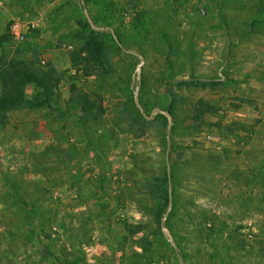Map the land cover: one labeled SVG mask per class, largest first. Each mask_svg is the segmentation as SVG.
I'll use <instances>...</instances> for the list:
<instances>
[{
  "label": "rangeland",
  "instance_id": "1",
  "mask_svg": "<svg viewBox=\"0 0 264 264\" xmlns=\"http://www.w3.org/2000/svg\"><path fill=\"white\" fill-rule=\"evenodd\" d=\"M23 70L0 264H264V0H0Z\"/></svg>",
  "mask_w": 264,
  "mask_h": 264
},
{
  "label": "trees",
  "instance_id": "2",
  "mask_svg": "<svg viewBox=\"0 0 264 264\" xmlns=\"http://www.w3.org/2000/svg\"><path fill=\"white\" fill-rule=\"evenodd\" d=\"M23 73L20 74L18 71H14V75L11 76L9 79L10 83L6 86L7 92H5L3 95L5 97L0 98V109H12L14 107L20 106L23 101H26L24 94L20 91H18L16 88H20L22 84H27L30 81L34 82L37 86H40V84L37 82L38 80L35 79L34 74L31 72H28L26 70L22 71ZM31 104L35 103V100H30ZM27 217L30 218L29 215L32 214L31 210L25 206ZM40 244V242H38ZM41 246V245H40Z\"/></svg>",
  "mask_w": 264,
  "mask_h": 264
},
{
  "label": "built area",
  "instance_id": "3",
  "mask_svg": "<svg viewBox=\"0 0 264 264\" xmlns=\"http://www.w3.org/2000/svg\"><path fill=\"white\" fill-rule=\"evenodd\" d=\"M34 28L35 25L33 23L24 24V23L14 22L10 26V35L16 41H23L28 31Z\"/></svg>",
  "mask_w": 264,
  "mask_h": 264
}]
</instances>
